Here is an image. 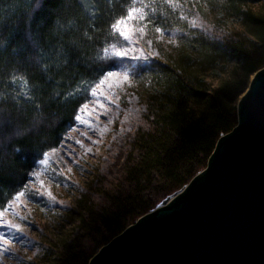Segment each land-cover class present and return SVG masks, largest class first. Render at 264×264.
<instances>
[{
	"label": "trees",
	"instance_id": "obj_1",
	"mask_svg": "<svg viewBox=\"0 0 264 264\" xmlns=\"http://www.w3.org/2000/svg\"><path fill=\"white\" fill-rule=\"evenodd\" d=\"M143 4V18L136 17L147 33L171 32L174 43L164 58L149 56L132 71L147 124L135 133L124 168L129 191L117 192L107 208L84 209L77 222L88 242L65 244L56 264H88L103 245L203 170L219 137L236 125L237 103L251 76L264 67V0H193L195 11L206 10L230 27L220 38L187 25L172 0ZM130 6L133 0H43L36 9L33 0L30 11L28 0H0V108L21 117L4 137L0 212L16 191H25L42 153L58 148L75 125L103 79L95 69L131 62L110 47L127 45L111 24ZM69 48L81 53L80 60L72 56L65 65ZM17 129L22 135H15ZM10 146L21 151L10 155ZM28 199L43 200L29 193Z\"/></svg>",
	"mask_w": 264,
	"mask_h": 264
},
{
	"label": "rangeland",
	"instance_id": "obj_2",
	"mask_svg": "<svg viewBox=\"0 0 264 264\" xmlns=\"http://www.w3.org/2000/svg\"><path fill=\"white\" fill-rule=\"evenodd\" d=\"M172 1L189 26L219 38L230 30L206 10L195 11L193 0ZM133 15L135 18L126 24L133 32L135 47L148 56L164 58L174 43V35L165 30L149 34L142 19ZM128 57L131 62L114 69L117 76L94 87L96 92L85 104L87 107L81 109L80 120L69 129L59 147L49 152L48 162L41 163L35 171L39 176L31 177L20 202L1 211L0 219L19 224L22 231L0 224V233L8 237L6 243L11 249L9 254L0 256V264H56L65 244L73 242L78 246L88 242L77 222L83 210L107 208L117 192L129 191L131 182L126 180L124 168L135 133L147 123L144 98L132 81L134 66L146 61ZM125 71L127 80L123 79ZM39 181H43L42 190L51 196L34 195L35 190L41 189ZM28 193L43 200L33 202Z\"/></svg>",
	"mask_w": 264,
	"mask_h": 264
},
{
	"label": "water",
	"instance_id": "obj_3",
	"mask_svg": "<svg viewBox=\"0 0 264 264\" xmlns=\"http://www.w3.org/2000/svg\"><path fill=\"white\" fill-rule=\"evenodd\" d=\"M264 67L206 167L88 264H264Z\"/></svg>",
	"mask_w": 264,
	"mask_h": 264
},
{
	"label": "snow or ice",
	"instance_id": "obj_4",
	"mask_svg": "<svg viewBox=\"0 0 264 264\" xmlns=\"http://www.w3.org/2000/svg\"><path fill=\"white\" fill-rule=\"evenodd\" d=\"M43 0H35V4H36V9L41 7ZM168 2H171V0H168ZM136 3H140L141 7H135L134 5ZM144 4H143V0H133V6H130L127 10V14L126 15H120L114 23L111 24V28L114 29L116 31V33L118 34L119 37H122L123 40L127 43V47H121V48H117L115 45H110L114 55L119 56V57H128L131 56L132 59L135 60H143V61H149V56L147 53H145L142 49H139L137 47H135V40L133 37V32L127 27L126 22L130 19H134V13L139 16L140 18H143V9ZM28 10L30 11H34L35 9H33V0H28ZM63 11V9H62ZM142 31V29H141ZM157 32H160L161 29L157 28L156 29ZM104 51L107 53L108 49L105 48ZM135 54V55H134ZM37 55H39V52H37ZM80 55L81 53L76 49V48H69L67 50V52L64 53V64L67 65L69 60L72 58V56H75L77 61L80 60ZM151 65L149 64H143L141 65L142 68H149ZM85 67H88L87 64H85ZM95 71L98 74H101L103 76V79H101V83H104L105 80H107L108 78L111 77H115L118 75L117 71L114 69H109L107 71H105V69L103 67L101 68H97L95 69ZM261 76H264V73L260 74ZM124 80L128 79V75L127 72L125 71V74L123 76ZM93 93L96 92V89L93 88L92 89ZM83 107H87L86 105H84ZM21 119L19 114L14 115L12 112L7 111L3 108H0V180L3 179L4 175H5V169L7 167V163L4 159L3 153H4V137H5V133L9 132L11 133L12 130L14 128H17V125L19 123V120ZM77 120H80V116H76ZM28 132H31V129L27 130ZM15 135L19 136L22 135V133L17 129V131L15 132ZM9 139H11V137L9 136ZM21 151V148L15 147V146H10V155L14 154V153H19ZM49 151L54 152L55 148H51ZM44 159L41 161L42 164H46L48 162V158H49V152L48 151H44L42 153ZM32 176H39V173L37 172H32L31 173ZM40 185H41V189H37L34 192V195L36 196H51L50 192H46L43 191V181H39ZM23 188L25 190H27V185H23ZM25 195V191H16L15 194V198L11 201H9V205L10 206H14L15 204L19 203V198L21 196ZM18 215V213H17ZM3 216V212H0V217ZM0 224L5 225L7 228L9 229H14L17 232L22 231L21 227L19 224H13L10 221L4 220V219H0ZM8 240V237H6L3 233H0V256L9 254L11 249L9 247V245L6 243V241Z\"/></svg>",
	"mask_w": 264,
	"mask_h": 264
}]
</instances>
